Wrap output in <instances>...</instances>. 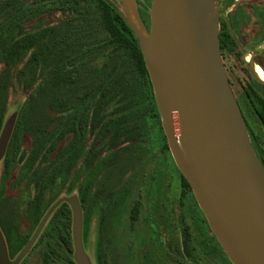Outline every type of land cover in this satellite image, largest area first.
<instances>
[{
	"label": "trees",
	"instance_id": "16d2710c",
	"mask_svg": "<svg viewBox=\"0 0 264 264\" xmlns=\"http://www.w3.org/2000/svg\"><path fill=\"white\" fill-rule=\"evenodd\" d=\"M0 65V127L15 68L30 91L18 111L0 185V211L11 200L8 187L21 193L16 222L2 223L15 257L89 153L90 123L102 106L122 95L125 125L128 115L144 120L150 107L159 122L160 113L142 49L118 0H0ZM25 135L31 137L30 149L20 163ZM95 168L77 175L83 205L96 186ZM67 208L64 203L57 212L65 215ZM22 217L30 223L27 232L20 230ZM64 231L70 235L69 227Z\"/></svg>",
	"mask_w": 264,
	"mask_h": 264
},
{
	"label": "water",
	"instance_id": "95a60500",
	"mask_svg": "<svg viewBox=\"0 0 264 264\" xmlns=\"http://www.w3.org/2000/svg\"><path fill=\"white\" fill-rule=\"evenodd\" d=\"M142 49L173 159L189 182L211 230L233 264H264V168L228 79L216 0H152L150 28L137 0H118ZM18 113L0 135L6 154ZM73 210L77 264L84 247L83 210ZM11 259L0 227V264H20L44 226Z\"/></svg>",
	"mask_w": 264,
	"mask_h": 264
},
{
	"label": "rangeland",
	"instance_id": "374dc122",
	"mask_svg": "<svg viewBox=\"0 0 264 264\" xmlns=\"http://www.w3.org/2000/svg\"><path fill=\"white\" fill-rule=\"evenodd\" d=\"M29 24L27 30L31 29ZM2 67L0 65V71ZM18 73L19 67L14 69L11 78L0 135L6 121L18 113L30 93L18 80ZM125 106L120 95L94 115L88 136L90 151L72 170L71 180L61 187L46 209L41 219L48 216L44 226L20 264H45L47 252L49 264H77L73 210L66 200L71 197H76L82 206L84 247L92 264H100V258L108 264H177L175 257L166 254L165 241L174 242L180 248V217L186 211L188 214L194 212L197 217L192 193L183 187L182 174L167 148L161 116L159 122L150 107L144 112V120L128 115L125 125L122 122ZM152 107L155 109L154 105ZM30 143L31 137L25 135L20 163L25 159ZM4 157L0 159V185ZM93 167H96V186L87 204L83 205L79 196L82 178L78 179L77 175L81 170L90 172ZM7 193L11 200L0 211V227L5 238L2 223L16 222V198L21 195L18 188L8 187ZM64 203L70 208L65 215L57 212ZM134 206L137 207L136 216H133ZM205 226L208 238L204 240L210 243L214 239L206 223ZM66 227L70 228V235L65 233ZM29 228V221L22 217L20 230L27 232ZM6 241L9 249L7 238ZM16 256L10 255V258Z\"/></svg>",
	"mask_w": 264,
	"mask_h": 264
},
{
	"label": "flooded vegetation",
	"instance_id": "af4514ba",
	"mask_svg": "<svg viewBox=\"0 0 264 264\" xmlns=\"http://www.w3.org/2000/svg\"><path fill=\"white\" fill-rule=\"evenodd\" d=\"M137 1L141 17L150 28L152 0ZM216 2L226 73L246 121L252 145L264 168V0ZM166 145L170 150L168 141ZM182 185L192 193L197 217L194 212L188 214V211L180 217V248L166 240V254L175 257L177 264H233L211 230L192 188L187 187L183 179ZM205 223L214 239L210 243L204 240L208 238Z\"/></svg>",
	"mask_w": 264,
	"mask_h": 264
}]
</instances>
